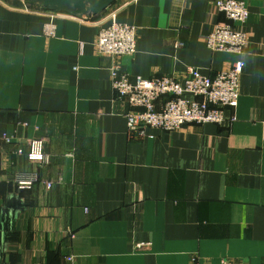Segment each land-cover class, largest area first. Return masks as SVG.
I'll list each match as a JSON object with an SVG mask.
<instances>
[{
    "label": "crops",
    "instance_id": "0c3cea01",
    "mask_svg": "<svg viewBox=\"0 0 264 264\" xmlns=\"http://www.w3.org/2000/svg\"><path fill=\"white\" fill-rule=\"evenodd\" d=\"M243 1L239 55L205 43L228 21L208 0H116L99 15L0 0V264H264V0ZM113 10L136 27L122 73L182 79L243 59L237 108L220 125L131 140L116 59L95 47ZM34 139L47 163L15 153Z\"/></svg>",
    "mask_w": 264,
    "mask_h": 264
},
{
    "label": "built area",
    "instance_id": "2783aa9c",
    "mask_svg": "<svg viewBox=\"0 0 264 264\" xmlns=\"http://www.w3.org/2000/svg\"><path fill=\"white\" fill-rule=\"evenodd\" d=\"M226 19L203 36L207 46L214 51L234 52L243 55L249 38L245 30L237 27L247 22L250 10L243 0H208ZM117 11L109 12L106 23L98 33L95 47L99 54L116 59L111 67V79L118 98L126 101L130 111L126 114L128 136L131 140L141 141L152 137L148 130L152 128L173 132L190 124H222L226 120V111L235 110L240 97V80L244 69V60L239 59L228 69L215 75L203 74L198 68L189 67L185 77L163 75L152 78L137 76L131 80L129 75L120 71L117 60L130 56L137 51L136 27L118 19ZM56 25L53 20L45 26V34L53 36ZM232 121L235 116H232ZM8 143H14L12 136L4 135ZM15 153L26 155L29 161L47 163L43 142L30 141L28 150L17 148ZM37 174L18 178L21 188H28L39 181ZM47 188L51 182L45 183ZM193 264H211L195 261ZM218 264H233L223 258Z\"/></svg>",
    "mask_w": 264,
    "mask_h": 264
},
{
    "label": "water",
    "instance_id": "95a60500",
    "mask_svg": "<svg viewBox=\"0 0 264 264\" xmlns=\"http://www.w3.org/2000/svg\"><path fill=\"white\" fill-rule=\"evenodd\" d=\"M49 10L64 11L71 14L99 15L106 11L116 0H26Z\"/></svg>",
    "mask_w": 264,
    "mask_h": 264
}]
</instances>
